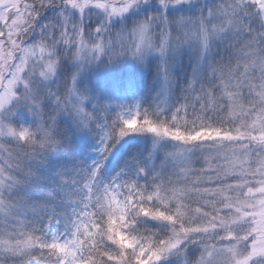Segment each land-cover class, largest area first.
Segmentation results:
<instances>
[{
  "label": "snow or ice",
  "instance_id": "6c2138e0",
  "mask_svg": "<svg viewBox=\"0 0 264 264\" xmlns=\"http://www.w3.org/2000/svg\"><path fill=\"white\" fill-rule=\"evenodd\" d=\"M0 264H264V0H0Z\"/></svg>",
  "mask_w": 264,
  "mask_h": 264
}]
</instances>
